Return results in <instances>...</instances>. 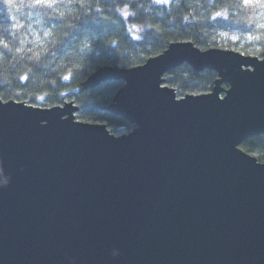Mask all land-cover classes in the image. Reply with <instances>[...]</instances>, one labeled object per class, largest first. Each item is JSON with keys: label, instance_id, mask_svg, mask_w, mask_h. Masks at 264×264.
Instances as JSON below:
<instances>
[{"label": "water", "instance_id": "95a60500", "mask_svg": "<svg viewBox=\"0 0 264 264\" xmlns=\"http://www.w3.org/2000/svg\"><path fill=\"white\" fill-rule=\"evenodd\" d=\"M185 63L211 92L165 84ZM109 80L129 133L0 98V264H264V162L242 148L264 134V53L173 42L82 88Z\"/></svg>", "mask_w": 264, "mask_h": 264}, {"label": "trees", "instance_id": "16d2710c", "mask_svg": "<svg viewBox=\"0 0 264 264\" xmlns=\"http://www.w3.org/2000/svg\"><path fill=\"white\" fill-rule=\"evenodd\" d=\"M180 41L262 57L264 0H0V98L42 107L74 101L77 119L129 133L131 123L104 109L124 82L82 83L100 67L141 65ZM164 79L183 97L211 92L218 73L185 63ZM242 148L264 162V134Z\"/></svg>", "mask_w": 264, "mask_h": 264}, {"label": "snow or ice", "instance_id": "6c2138e0", "mask_svg": "<svg viewBox=\"0 0 264 264\" xmlns=\"http://www.w3.org/2000/svg\"><path fill=\"white\" fill-rule=\"evenodd\" d=\"M7 2H8V3H11V0H7ZM35 2H36L37 4H42V3H46V2L50 3L51 0H35Z\"/></svg>", "mask_w": 264, "mask_h": 264}, {"label": "clouds", "instance_id": "9594fccd", "mask_svg": "<svg viewBox=\"0 0 264 264\" xmlns=\"http://www.w3.org/2000/svg\"><path fill=\"white\" fill-rule=\"evenodd\" d=\"M112 255H113V256H119V255H120L119 250H118V249H113V251H112Z\"/></svg>", "mask_w": 264, "mask_h": 264}, {"label": "rangeland", "instance_id": "374dc122", "mask_svg": "<svg viewBox=\"0 0 264 264\" xmlns=\"http://www.w3.org/2000/svg\"><path fill=\"white\" fill-rule=\"evenodd\" d=\"M223 36H225V37H226V36H228V35H227V34H225V35H223ZM232 37H233V36H232Z\"/></svg>", "mask_w": 264, "mask_h": 264}]
</instances>
